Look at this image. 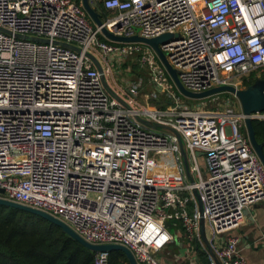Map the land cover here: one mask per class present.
Returning a JSON list of instances; mask_svg holds the SVG:
<instances>
[{
	"label": "built area",
	"instance_id": "1",
	"mask_svg": "<svg viewBox=\"0 0 264 264\" xmlns=\"http://www.w3.org/2000/svg\"><path fill=\"white\" fill-rule=\"evenodd\" d=\"M88 2L114 36L177 34L159 47L186 91L240 89L230 77L264 74V0ZM100 29L81 0H0V198L49 214L92 245L123 246L136 264H160L168 223L201 242L202 219L218 263L247 264L238 237L216 240L245 209L262 203L264 212V166L237 98L188 103L153 49L111 42ZM132 55L148 78L112 97L93 59L105 80L113 60ZM143 84L153 91L140 105ZM166 154L175 179L154 183L150 157ZM93 264H109V253L95 252Z\"/></svg>",
	"mask_w": 264,
	"mask_h": 264
},
{
	"label": "trees",
	"instance_id": "2",
	"mask_svg": "<svg viewBox=\"0 0 264 264\" xmlns=\"http://www.w3.org/2000/svg\"><path fill=\"white\" fill-rule=\"evenodd\" d=\"M97 12L100 19L105 15L101 8ZM131 58L132 64H122L128 76L131 70L135 73L137 67L140 69L136 58ZM256 78L251 74L243 82L244 87ZM252 128L264 154V120H252ZM195 246L200 260L209 264L208 254L201 251L198 243ZM93 257V252L70 239L59 227L36 215L0 205V264H93ZM109 264H127V260L121 252L113 251L109 253Z\"/></svg>",
	"mask_w": 264,
	"mask_h": 264
},
{
	"label": "water",
	"instance_id": "3",
	"mask_svg": "<svg viewBox=\"0 0 264 264\" xmlns=\"http://www.w3.org/2000/svg\"><path fill=\"white\" fill-rule=\"evenodd\" d=\"M81 4H82L83 9L86 11L89 19L95 24L96 27L101 28L100 29L101 33L103 37L106 38L107 40L114 42V43H142V44L149 46L151 49H153L159 61L165 67L168 75L170 76V78L172 79L176 88L178 89L179 93L182 96L188 99L198 100V99H203L211 95L220 94V93L233 94L237 98L239 105L241 107V110L243 114L245 115L244 125H245V130H246V134L248 136L249 142L252 148L254 149V151L256 152L262 165L264 166V154L262 151V145L256 141L254 131L252 128L253 119L251 117L252 114L264 112V74L261 75L260 77H257L255 81L251 85L246 87L245 89H236L235 87L231 85H224V86H218V87L211 88L201 93H192V92L186 91L178 80L176 70L172 69V67L169 65L168 61L166 60L165 55L163 54V52L161 51L159 47L160 45L167 43L172 38H177L178 37L177 34L175 35L163 34L159 37L152 38V39H145L137 35L132 36V37H117L107 32L106 29L102 27L100 14L97 12L96 9L90 6L88 0H81ZM93 62H94V65L99 70V73L101 75V80H102V83L106 91L112 97H116V95L106 85L104 77H103V73L100 70L98 63L94 59H93ZM0 193H2V190H0ZM194 196L196 197L197 202H198L199 212L202 213V204L199 201L198 194L194 193ZM0 205L5 206V207H10L13 209H17L20 211H24V212L36 215L46 220L47 222L59 227L62 230V232L66 234L70 239L76 241L77 243L82 245L84 248H86L87 250L93 253L95 252L110 253L113 251H118V252H121L125 256V258L128 261V264H136L131 252L127 248L120 246V245H114V244L113 245H92L90 243H87L82 238H80L76 233H74L66 224H64L63 222L59 221L58 219L50 216L49 214L45 212L32 209L30 207H26L24 205H20V204L7 201L1 198H0ZM205 231H206L205 224L203 220L201 219L199 223L200 240L204 244L205 248L207 249L210 257L215 261L216 264H219L213 254L212 247L209 244Z\"/></svg>",
	"mask_w": 264,
	"mask_h": 264
},
{
	"label": "crops",
	"instance_id": "4",
	"mask_svg": "<svg viewBox=\"0 0 264 264\" xmlns=\"http://www.w3.org/2000/svg\"><path fill=\"white\" fill-rule=\"evenodd\" d=\"M97 60L101 62L100 58H98ZM257 76L258 75H256V77ZM144 86L146 87L142 86L143 88L141 87L139 91H141L140 96L143 98L145 104L148 102L146 100V94L151 93L153 89L147 85ZM164 98L165 97H162L161 95L159 97L160 100L161 99L163 100ZM150 104L153 105L152 102H150ZM146 128L147 130L154 132L153 128H150L148 126ZM199 155L200 153H198V156ZM149 161H150V165L148 170L149 172L148 178L150 181L159 184V183H168L171 182V180L175 179L174 164L172 161V157L169 154L164 155L163 158H159L157 156L152 155ZM165 161L171 162L170 165L171 170H169L168 166L161 165L162 162L166 163ZM198 163L201 166L202 170H204L202 159H199ZM168 170L173 171L174 175L172 179L163 177V171H168ZM172 231H174V234L175 233L177 234L178 238L175 240L173 236L174 234L172 235L170 234L171 241L169 242V244L164 248L163 251L156 253L155 257L159 260L160 264H204L197 255V252L195 250L196 249L195 244L189 242L185 233H183V231L180 230L178 227H175V229H173ZM230 236L232 237L235 236L239 238L238 250L246 260L247 264H264L263 204L256 203L251 207L245 209L237 226L234 227L230 232L219 235L216 238L217 243L218 244L224 243L225 240ZM206 237L208 241L212 240L211 231H209V235L206 234ZM201 245H200L201 251L205 252ZM204 249L208 254V261H209L210 255L207 249L205 248V246Z\"/></svg>",
	"mask_w": 264,
	"mask_h": 264
},
{
	"label": "rangeland",
	"instance_id": "5",
	"mask_svg": "<svg viewBox=\"0 0 264 264\" xmlns=\"http://www.w3.org/2000/svg\"><path fill=\"white\" fill-rule=\"evenodd\" d=\"M90 6L92 8H94V9L100 11V7L98 5L90 4ZM89 21H90L91 26L94 28L95 24L90 19H89ZM131 57H134V56L132 55ZM96 58H99V57H96ZM131 59L132 58L128 57L124 61L123 60H118V59L112 61V64H113V66H111L112 73H111V75L109 77H107V78L105 77V83H106V85L109 87V89L113 93L126 91L127 88L130 86V84H132L134 81L136 82L138 79H141V80H143L145 82V80L148 78L147 77V73L144 70L139 69L138 67H137V69L134 70L135 73H133L132 70H131V72L129 73L130 76L126 75L127 72L123 70L124 68L122 67V64L124 62H129L128 64H132L133 61ZM244 81H245V78L239 79L238 77H230V79H229V82H232L233 84L236 83V82H239L240 83V89H245L244 84H243ZM144 85L145 84H143L142 86L146 87ZM140 95H141V91H139V97L137 98V100H138L140 105H143L144 101H143V98ZM161 96L164 97V95H161ZM218 96L220 97L221 101H223L225 99H229L231 104L237 105V101L234 98L233 94H231V93H220ZM199 100L200 99H198V100L188 99L187 101L190 104L197 105L200 102ZM165 162L166 163L162 162L161 165L168 166L169 170H171V166H170L171 162L170 161H165ZM169 170L168 171H163V177L172 179L174 174H173V171H169ZM153 178H154V176H153ZM167 229H168V232L171 235L174 234V231H172L174 229L172 224L168 223ZM205 230H207V231H205V232H207L206 234L209 235V229L206 228ZM173 236H174L175 240L178 238L176 233ZM179 239H181V238H179ZM197 243L199 245L202 244V242H197ZM171 245H173V244H171ZM201 246L203 247V250L206 252V250L204 249L203 244Z\"/></svg>",
	"mask_w": 264,
	"mask_h": 264
},
{
	"label": "flooded vegetation",
	"instance_id": "6",
	"mask_svg": "<svg viewBox=\"0 0 264 264\" xmlns=\"http://www.w3.org/2000/svg\"><path fill=\"white\" fill-rule=\"evenodd\" d=\"M263 75V74H262Z\"/></svg>",
	"mask_w": 264,
	"mask_h": 264
}]
</instances>
